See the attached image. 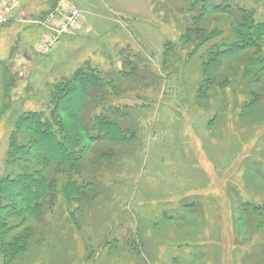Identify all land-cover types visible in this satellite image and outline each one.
Returning <instances> with one entry per match:
<instances>
[{"label":"rangeland","instance_id":"1","mask_svg":"<svg viewBox=\"0 0 264 264\" xmlns=\"http://www.w3.org/2000/svg\"><path fill=\"white\" fill-rule=\"evenodd\" d=\"M69 1L83 14L81 30L48 54L42 0H23L0 26V177L18 168L9 164L17 121L30 112L50 119L54 85L86 64L111 81L85 103L81 122L61 116L77 128L116 118L127 142L91 143L73 176L81 188L68 200V165L45 156L25 164L56 182L55 199L17 231H30L18 257L0 239V264H264L263 55L248 47L213 65L205 56L242 38L237 23L247 13L264 25V0H209L222 9L200 27L222 36L193 56L181 39L198 14L194 0H149L147 19L121 16L103 0Z\"/></svg>","mask_w":264,"mask_h":264},{"label":"trees","instance_id":"2","mask_svg":"<svg viewBox=\"0 0 264 264\" xmlns=\"http://www.w3.org/2000/svg\"><path fill=\"white\" fill-rule=\"evenodd\" d=\"M192 10L198 14L192 19V27L182 37L184 44H190L193 47L190 55H195L201 47L206 46L211 41L221 38L222 31L217 29H202L200 26L206 20L207 15L211 11H221V7L214 6L209 0H194L191 6ZM252 12L247 13L243 18V23H237L238 31L242 30V38L236 39L231 47L225 43L212 46L208 53L207 65L218 63L222 60L231 58L233 55L242 51V49L252 47L262 53L264 60V25L255 24L252 19ZM195 32V33H194ZM240 34V32H239ZM169 46V45H168ZM171 46V45H170ZM263 62V61H262ZM259 62V63H262ZM264 63V62H263ZM262 63V64H263ZM86 67L78 69L70 78H64L60 83L54 85L52 97L55 100V107L50 119L44 123L43 119L35 113H27L24 117L17 121V135L26 137L25 144L14 145L15 138L9 150V164L11 168L17 166L16 174L8 173L6 176L0 177V239L8 243L9 257L12 259L18 257L29 247L30 231L16 235L17 231L24 228L30 219L38 221L43 214V209L47 205H51V200L55 199L56 182L43 177L42 169L26 166L25 164L33 161L37 157H46L56 163L58 166L63 164L68 165L69 169L64 171L67 175V181L63 187V195L72 198L75 192L81 188V185L74 180V175L81 173L78 167V156L82 153H87L90 144L104 138L111 139L117 143H125L128 135L124 129H121L120 123L116 118L108 115H100L95 118V122L91 126L81 124L79 128L68 125L65 119L61 116L62 113L70 119H81V111L85 103L89 100L92 94L97 92L99 87L106 89L109 79L103 80L92 66L89 64ZM260 77L264 76V64L261 67ZM14 79L15 75L11 74ZM100 94V93H99ZM257 98L255 102H257ZM71 106L72 111L68 110ZM111 113L119 112L116 108H111ZM113 113V115H114ZM112 115V116H113ZM111 118V119H110ZM119 120V119H118ZM50 122L59 128L58 131H52ZM81 122V121H79ZM75 127V128H74ZM76 132H74L75 130ZM123 130V131H122ZM96 132V135L94 134ZM29 135V136H28ZM53 143L54 146L51 144ZM84 147H78L83 146ZM48 144L50 146H48ZM53 146V151L50 152V147ZM80 148V151H76ZM83 148V149H82ZM75 151L77 154H75ZM45 160V165L48 160ZM43 160V163H44ZM33 168V169H32ZM10 169V168H9ZM72 173V174H71ZM89 184L90 183H82ZM92 191H90L91 193ZM79 194L86 195L83 191ZM23 216L19 223L4 222L3 217L7 216ZM21 224L24 225L21 227ZM20 231V230H19ZM13 236V237H12Z\"/></svg>","mask_w":264,"mask_h":264},{"label":"built area","instance_id":"3","mask_svg":"<svg viewBox=\"0 0 264 264\" xmlns=\"http://www.w3.org/2000/svg\"><path fill=\"white\" fill-rule=\"evenodd\" d=\"M22 1L0 0V26L11 20ZM42 1L46 6V13L44 18L37 23L47 33L41 45V52L48 54L61 36L74 34L80 29L83 14L69 0Z\"/></svg>","mask_w":264,"mask_h":264},{"label":"crops","instance_id":"4","mask_svg":"<svg viewBox=\"0 0 264 264\" xmlns=\"http://www.w3.org/2000/svg\"><path fill=\"white\" fill-rule=\"evenodd\" d=\"M113 11L121 16L147 19L151 16L149 0H103ZM80 29L75 31L77 33Z\"/></svg>","mask_w":264,"mask_h":264},{"label":"water","instance_id":"5","mask_svg":"<svg viewBox=\"0 0 264 264\" xmlns=\"http://www.w3.org/2000/svg\"><path fill=\"white\" fill-rule=\"evenodd\" d=\"M19 76L17 73L15 74V77Z\"/></svg>","mask_w":264,"mask_h":264}]
</instances>
